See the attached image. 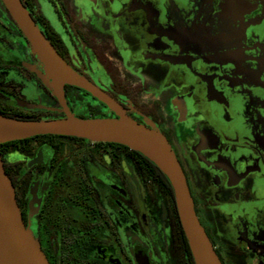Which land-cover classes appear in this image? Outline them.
Instances as JSON below:
<instances>
[{
	"label": "flooded vegetation",
	"instance_id": "af4514ba",
	"mask_svg": "<svg viewBox=\"0 0 264 264\" xmlns=\"http://www.w3.org/2000/svg\"><path fill=\"white\" fill-rule=\"evenodd\" d=\"M20 1L67 65L166 138L221 264H264V0ZM6 6L0 110L65 118ZM63 89L75 117H119L90 91ZM0 153L50 264H195L171 182L143 154L57 135Z\"/></svg>",
	"mask_w": 264,
	"mask_h": 264
},
{
	"label": "water",
	"instance_id": "95a60500",
	"mask_svg": "<svg viewBox=\"0 0 264 264\" xmlns=\"http://www.w3.org/2000/svg\"><path fill=\"white\" fill-rule=\"evenodd\" d=\"M3 1L41 58L55 95L64 108L65 118L22 120L0 114V145L45 135L73 136L91 142L125 144L155 163L171 182L179 220L187 236L195 264H221L209 236L198 221L188 183L166 138L159 131L146 127L120 112L107 95L94 88L67 65L36 26L20 0ZM66 83L90 91L95 98L117 111L119 117L116 119L75 117L64 99L63 87ZM21 103L30 108L57 110L40 104L23 101ZM3 162L0 153V264H50L32 231L22 220L15 188Z\"/></svg>",
	"mask_w": 264,
	"mask_h": 264
},
{
	"label": "trees",
	"instance_id": "16d2710c",
	"mask_svg": "<svg viewBox=\"0 0 264 264\" xmlns=\"http://www.w3.org/2000/svg\"><path fill=\"white\" fill-rule=\"evenodd\" d=\"M0 114L2 115H5V117H8V118H16V119H22V120H39L40 117H38L35 113H19V112H11V113H8V112H5V111H1L0 110ZM42 120V119H40ZM39 137H45V136H39ZM158 169L155 168L154 169V172H157V174L160 172L159 170L157 171ZM161 174V172H160ZM158 179H159V182L164 185L165 187H167L169 189L170 192H172L171 190V186H170V183L169 181L165 178V176L163 174L159 175L158 174Z\"/></svg>",
	"mask_w": 264,
	"mask_h": 264
},
{
	"label": "rangeland",
	"instance_id": "374dc122",
	"mask_svg": "<svg viewBox=\"0 0 264 264\" xmlns=\"http://www.w3.org/2000/svg\"><path fill=\"white\" fill-rule=\"evenodd\" d=\"M38 115V117H40V119H42V120H45V118H47V117H51V116H49V115H47V114H40V113H38L37 114ZM32 231V230H31ZM32 235L34 236V238L36 239V241H38L37 240V237L32 233ZM99 244H98V247H100L101 245L100 244H102L101 242H98ZM105 252V254H107L108 256H109V254L106 252V251H104ZM109 261V260H108Z\"/></svg>",
	"mask_w": 264,
	"mask_h": 264
}]
</instances>
